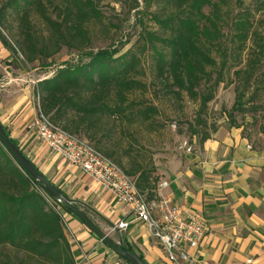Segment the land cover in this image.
<instances>
[{"label": "trees", "instance_id": "trees-1", "mask_svg": "<svg viewBox=\"0 0 264 264\" xmlns=\"http://www.w3.org/2000/svg\"><path fill=\"white\" fill-rule=\"evenodd\" d=\"M146 1L147 8L151 2L157 5L149 16L156 27L142 21L137 41L121 54L118 46L87 50L91 26L103 21L96 0H65L62 5L52 0H12L21 33L15 43L1 29L0 36L13 54H23L27 64L37 60L45 64L63 46L78 53L77 61H66L52 76L39 80V109L113 158L151 200L157 197V166L152 151L135 133L142 126L149 132L159 130L156 118L161 111L140 94L153 88L156 95L178 99L185 93L200 101L202 112L219 85L233 75L240 80L234 109L241 107L250 87L264 84L259 81L264 24L254 20L256 12L264 11V0H257L254 10L244 0ZM51 5L57 16L49 12ZM30 10L40 14L51 30L49 36L38 35ZM4 15L0 10L1 28ZM258 91L259 87L252 96ZM231 126L241 127L234 122ZM210 137L202 130L199 140ZM125 138H130L126 144ZM58 206L75 214L32 178L0 139V256H4L0 264H77Z\"/></svg>", "mask_w": 264, "mask_h": 264}, {"label": "crops", "instance_id": "crops-1", "mask_svg": "<svg viewBox=\"0 0 264 264\" xmlns=\"http://www.w3.org/2000/svg\"><path fill=\"white\" fill-rule=\"evenodd\" d=\"M0 36V121L37 167L112 238L120 221L129 222L121 235L126 246L149 264H173L148 225L81 168L69 163L28 129L40 114L37 88L41 76L31 74ZM191 153H158L156 196L183 204L203 216L208 229L197 248L189 249L194 264H264V145L243 136L239 127H221L205 141L194 140ZM65 232L77 264H130L92 232L75 214L60 207ZM251 260V262H249Z\"/></svg>", "mask_w": 264, "mask_h": 264}, {"label": "rangeland", "instance_id": "rangeland-1", "mask_svg": "<svg viewBox=\"0 0 264 264\" xmlns=\"http://www.w3.org/2000/svg\"><path fill=\"white\" fill-rule=\"evenodd\" d=\"M236 2V0H233ZM246 6L256 8L257 0H244ZM12 0H0V10L4 12V26L0 29L6 34L9 41L15 43V38L21 33L19 18L16 13ZM55 4L62 5L65 0H52ZM98 8L102 12L101 24L91 26V40L88 42V48L97 50L109 46H118L122 48L121 53L128 50L137 41L143 23L148 26H155L156 23L151 19L150 10L157 8V5L151 2L147 8L146 0H96ZM139 2V5L136 3ZM146 9L148 12L146 13ZM49 12L52 16H57V9L49 6ZM256 25L264 24V11L256 12L254 16ZM30 19L35 25V30L40 37L49 36L50 28L43 22L40 14L36 10H30ZM142 21H144L142 23ZM128 42L126 45L123 43ZM250 48V47H249ZM248 48V49H249ZM244 53V58L249 50ZM118 54V55H119ZM16 60L23 65L26 70L34 68L31 74L36 76H52L55 70L62 66L64 62L77 61L78 53L75 50H69L67 46L50 57L45 64L37 60L27 64L21 52L16 55ZM85 58L84 61H87ZM30 67V68H29ZM259 75V81H264V63ZM147 82L150 77H144ZM240 80L233 75L227 76L224 83H221L215 92L214 98L208 103L204 111L201 112L199 100L191 99L185 93L181 98L165 97L161 94L156 95L153 88L147 91L145 95L140 94L148 102H154L160 108V114L157 116L159 130L149 132L144 126L139 127L135 133L139 142L152 151L154 158L158 153L178 151L183 140H188L194 144V140L199 142L202 130L210 133L212 137L221 127H233L231 123L241 125L243 135L254 145H264V84L260 82L250 87L245 97V103L241 107L234 106L237 102V85ZM259 87L258 94L252 96L256 88ZM231 114L233 117H231ZM204 119V124L199 123ZM234 118V121L231 120ZM135 126L131 127L134 132ZM192 128L199 134H192ZM130 138H125V144ZM4 256L1 255L0 258Z\"/></svg>", "mask_w": 264, "mask_h": 264}, {"label": "built area", "instance_id": "built-area-1", "mask_svg": "<svg viewBox=\"0 0 264 264\" xmlns=\"http://www.w3.org/2000/svg\"><path fill=\"white\" fill-rule=\"evenodd\" d=\"M39 99L37 96L38 104ZM28 129L35 131L50 149L111 190L121 202L128 204L134 217L148 225L169 261L173 264H194L189 249L198 247L208 229L203 216L183 204L170 203L166 197L157 196L149 200L147 194L137 186L136 179L113 158L104 154L88 138L65 130L41 111L29 122ZM179 149L191 153L194 147L190 141L183 140ZM60 207L57 208L63 217ZM116 226L126 229L129 222L120 221Z\"/></svg>", "mask_w": 264, "mask_h": 264}, {"label": "water", "instance_id": "water-1", "mask_svg": "<svg viewBox=\"0 0 264 264\" xmlns=\"http://www.w3.org/2000/svg\"><path fill=\"white\" fill-rule=\"evenodd\" d=\"M0 139L6 149L12 154L18 164L36 181L43 185V188L54 197L57 202L64 204L70 208L78 218L99 238H101L109 247H111L118 255L128 261L130 264H149L139 254L126 247L121 229L114 225V230L119 234V240L112 238L109 232L99 227L92 218L81 207L84 202L68 196L63 190L55 185L25 154V152L16 145L11 136H9L7 129L0 121Z\"/></svg>", "mask_w": 264, "mask_h": 264}]
</instances>
